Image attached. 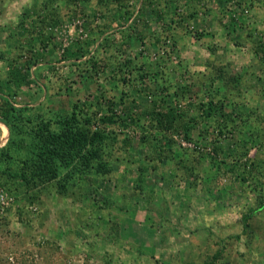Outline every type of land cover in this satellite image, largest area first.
<instances>
[{"label": "rangeland", "instance_id": "374dc122", "mask_svg": "<svg viewBox=\"0 0 264 264\" xmlns=\"http://www.w3.org/2000/svg\"><path fill=\"white\" fill-rule=\"evenodd\" d=\"M40 1L42 0H0V27L5 29L4 25L8 21L15 22L21 18L28 26L30 21L32 23L33 14L40 12ZM150 2L153 7H161L163 11L167 8L172 11L176 7L179 13L183 12L182 0ZM219 2L223 4L222 0ZM224 2L221 14L219 13V18L224 23L220 29L211 23L207 31L203 30V26H198L199 20H195L197 23L187 24L190 33L178 27L164 31V24H156L154 19H150L147 30L138 22L128 41L125 44L117 42L114 50L110 48L106 54L99 51L102 35L97 29L102 23L99 16L101 14L94 11L91 5L84 10L76 6L82 11L78 15H67L57 24H49L44 30H40L44 33L37 39L38 46L35 41V50L41 54V61L45 63L43 67L48 69V77L47 74L44 76L48 80L46 89L35 85L30 87V100L37 97L45 99L35 108L26 106L28 115L39 114L42 119L47 117L54 121L67 116L75 104L84 113L90 115L96 112L98 117L105 111L107 100L113 98L112 100L118 101L121 95L123 98L126 95L124 99L134 105L133 112L140 119L136 126L123 131L126 135L135 136L132 137L133 146L130 149H135L138 157L149 153L154 155L155 149H164L166 152L164 140L171 137L175 146L172 153L166 154H173L176 160L161 161L163 166L160 172H157L160 167L155 162L156 169L150 172L140 193L134 186L136 163H131L130 170L122 176L110 174L111 177L104 180L94 177L83 179L76 184L70 195L77 201H84V208L75 206L71 209L72 213H69L68 202V213H60L58 210L57 205L60 206V203L51 195L55 190V182L48 184L40 192L39 203L31 202L29 195H23L22 188L12 191L13 184L4 185L12 201L0 213V264H184L187 260L203 263L206 255L209 261L213 254H217V258L211 260V264H264V205L246 220L247 226L244 227L241 220L248 209L254 207L257 199L261 197L263 200L264 175H258L254 171L255 177L245 182L240 180L244 160L252 159L254 163L264 165V129L261 128L264 127V56L256 55L255 52L256 44L260 41L264 43V0L244 5L240 3L239 8L232 4V0ZM91 3L95 4V0ZM212 4L214 3L211 2L210 6ZM227 7L233 11L231 17L226 15ZM244 7L248 8V13H244ZM201 8L203 12L207 10L204 5ZM76 20L81 22L82 33L74 25ZM5 33L6 37L0 34L2 52L12 44H3L7 38V31ZM154 33L160 35L159 42L147 43L145 38ZM230 34L232 38L229 37ZM184 36L204 40H197L194 42L195 46H191L192 44L186 43L187 39L181 41ZM116 37L119 38V34ZM198 41L201 42L196 44ZM126 44L130 45L127 47ZM78 45L84 46L89 52L78 56L75 49L80 48ZM71 49L75 51L71 53ZM188 49L202 50L207 54L203 56L200 53L199 56L187 58ZM92 56L99 63L98 72L89 63ZM123 58L145 64L147 78H152V82L146 79L144 85L149 90H140L143 85L134 89L132 85L126 87L118 84L119 88H114L116 81L112 78L115 75L112 65ZM193 60L199 62L203 72L201 68L191 67L187 71ZM221 65H224L225 71L217 73L215 69ZM189 71L187 76L185 72ZM181 81L189 87V92L183 95L181 101L184 108L193 105L189 110L186 109L191 115L198 113L204 116L202 111L198 112L193 107L210 97L216 101L224 96V105L228 109L234 102L233 129L224 131L223 136L219 137L215 131L217 126L213 124V129L209 119H206L207 123L198 124L190 133V141L192 144L196 143L195 148L178 144L179 136L183 137L181 133L161 138L156 132L150 134L149 140L145 142L146 146H139L137 137L142 132L137 126L145 125L147 117L144 113L150 109L153 100L170 96L172 91L180 92L177 85H181ZM116 106L117 111L123 107L118 104ZM250 109L255 112L246 114ZM241 117H247L248 123H239ZM51 128L55 130L58 126L53 122ZM114 129L121 133L120 128ZM199 129L204 131L201 135L205 133V137L196 136ZM121 135L118 134V137L121 138ZM216 138L222 147V153L210 160L211 145ZM245 149L248 150L246 157L240 156L238 164L234 162L237 167L227 172L225 162L232 159L238 161L237 155ZM113 156L120 157V153L114 152ZM124 158L131 157L125 155ZM188 170L193 171L189 174ZM30 196L32 197L31 192ZM105 197L113 199V204H105ZM152 199L154 200L151 201ZM154 203L158 205L157 210ZM161 208L165 211L163 216L154 217L153 213H158L159 209L163 212ZM109 210L110 213H124L122 221L117 220L120 222V232L116 233L120 237L118 244H113L112 238L107 239L100 229L104 225L103 221H106L103 213ZM143 213H146V218ZM112 220L110 217L108 222ZM132 222L136 228L135 236L127 230ZM68 235L71 237L67 239ZM102 240L105 241L104 244ZM72 241L75 248H70ZM130 243L134 246L129 247ZM86 245L89 246L88 249ZM109 250L112 258L111 255L107 257Z\"/></svg>", "mask_w": 264, "mask_h": 264}, {"label": "trees", "instance_id": "16d2710c", "mask_svg": "<svg viewBox=\"0 0 264 264\" xmlns=\"http://www.w3.org/2000/svg\"><path fill=\"white\" fill-rule=\"evenodd\" d=\"M91 1L42 0L40 1L41 3H38L40 12L33 14L32 23L30 21L27 26L22 18L18 20L15 27L17 33L14 35L10 34L13 36V50H9L14 55L7 60L10 72L7 74L11 80H14L13 85L15 87L20 85L29 87L31 84L35 85L37 83L36 76L31 77L30 68L41 61V54L35 50V47L38 46V37L44 33V31L40 30H44L49 24H57L61 18L67 15H78L82 12L80 9L84 10L88 5H91L94 11H99L101 14L99 15L100 19H104V22L97 29L102 35L99 51L103 54H106L110 48L113 49L118 44H125L130 38V33L137 28L135 25L138 22L147 30L150 27V19H154L153 21L156 24H164L166 26V29H163L164 31L178 27L190 33L187 29V20L192 17L193 13H190V15L189 13H179L176 7L172 11H163L161 7H153L150 0H95V4L91 3ZM154 1L157 2V0ZM59 3H62V5L60 6ZM138 4L139 6L137 7ZM76 6H79L80 9L76 8ZM117 34H119L120 39L116 37ZM159 36L154 33L144 38L147 43L151 44L150 41L159 42ZM117 42L119 43L117 44ZM263 44V41L258 42L255 50L256 55L260 54L261 57L264 56ZM126 45L128 47L130 44ZM80 48H75L80 54L78 56L89 52L84 46ZM74 51V49H71L70 52L73 53ZM146 58L147 56H145ZM96 60L92 56L89 59V63H91L92 69L98 72L99 63ZM144 66L145 64H137L132 59L127 58L116 62L115 65H112L115 72L112 78H115L116 81L114 88L118 89V84H124L126 87L132 85L134 89L143 85L140 90H149L144 85L147 80L152 82V78H147L148 72L144 69ZM223 66H218V69H215L217 73L225 71ZM182 74L184 73L182 72ZM1 83L0 81V88ZM134 84L136 85L134 86ZM180 84L177 85L181 90L180 92L172 91L170 96L165 95L153 100L150 109L144 113V116L147 117L145 125L137 126V129L142 132V135L139 138L137 137L139 146L142 144L146 146L145 142L149 140V136L153 132L158 133L161 138L166 137L168 134L176 135L181 133L185 140L191 142L190 133L193 128H197L198 124L202 122L207 123L209 121L213 129L212 125L215 124L217 126L215 131L219 137L223 136L224 131H228L233 127L232 122L235 119L232 115L235 113L234 107L236 106L234 102L230 104L228 109L224 105V96L222 97L223 99L219 98L216 101L210 97L207 101L200 102L198 106L195 105L193 107L197 108L198 112L202 111L204 116L198 115V113L191 115L186 109L189 110L193 105L184 108V104L181 101L183 95L189 92V87L182 81ZM1 95L0 91V122L8 127L9 135L5 145L0 147V186L4 188V185L13 184L14 188L12 191H18L22 188L23 195H29L31 202L37 201L39 203L38 195L52 182H55L56 192L63 194L69 192V194H72L73 188L83 179L87 180L90 177H94L104 180L114 171L111 163L123 160L132 164L136 163L137 175L134 186L135 189H141L146 178L151 174L150 172L156 169L154 166L155 162L163 166L161 161L170 159L173 162L175 159L173 154L171 156L168 154L172 153V148L175 146L173 139H170L171 137H166L169 139L164 140L167 154L164 149H155L156 151L153 150L154 155L149 153L138 157L135 154V149H130L133 146L132 137L135 136L126 135L123 131L133 127V125L136 126L140 119L133 112L134 105L124 99L127 97L126 95H124V98L121 95L118 101L112 100L113 98L107 100L105 111L100 113L98 117H96V112H92L89 115L84 113L82 108L80 110L79 108L77 109V106L73 104L67 116L54 121L47 118L42 119L39 114L30 116L27 114L28 108L26 106L15 107L12 105V101ZM170 97L172 98L167 101ZM116 104L123 106L121 110H116ZM225 109L229 111H225ZM251 112H255V110L250 109V112L246 114ZM37 117L38 119H36ZM206 119L209 120L206 121ZM247 121V117L246 119L244 117L239 119V123H243L242 125L247 124ZM53 122L58 126L55 130L51 128ZM114 128H120L121 133H117ZM261 128L264 129V127ZM202 132L204 131L199 129L196 136L205 137V133L201 135ZM252 132L256 133V130L252 129ZM118 134H122L121 138L118 137ZM216 140L217 138L215 143L211 145L210 160L220 156L222 153V147ZM193 150L202 152L196 149ZM114 152L120 153V157H114ZM242 152L237 155L238 161L232 159L230 162H225L224 166L227 172H231L237 167H235L234 162L238 164L241 160L239 157H246L248 150L245 149ZM200 154L202 157L203 154ZM125 155L131 158L125 159ZM221 162L223 163L224 161ZM242 165L245 167L242 166L243 168H241L243 173L240 176V180L242 182L252 178L254 171L258 175H264V165L260 166L257 162L254 163L252 159L244 160ZM219 169L220 167H218ZM192 171L188 170L189 174ZM263 205L264 198L262 200L260 197L256 200L254 207L248 209L247 214L243 215L241 219L244 227L247 226L246 220L250 218L251 214L253 215ZM185 239L187 238L185 237ZM216 256L217 254H213L208 261V256L206 255L203 263L187 260L184 264H211V260H215Z\"/></svg>", "mask_w": 264, "mask_h": 264}, {"label": "crops", "instance_id": "0c3cea01", "mask_svg": "<svg viewBox=\"0 0 264 264\" xmlns=\"http://www.w3.org/2000/svg\"><path fill=\"white\" fill-rule=\"evenodd\" d=\"M182 1H183V7H185V9H186V10H183L184 8L182 7V9H181L183 11L182 13H185L188 10L189 11V15H190V13H192V11L194 12L192 14V17L187 20V24L195 23L196 22L195 20H199V25L198 26H203V30H206V31L208 30V27L211 26V23L213 24V26L216 25L215 27L219 28V29H220V26H223L224 23L221 20V18H219V15L221 14L220 11L224 7V5H223V4H225L224 1H227V0H222L223 4H222V2H219L220 0L217 1V2L215 0H182ZM211 2L214 3L215 6H214V4H212V6H210ZM139 4L137 5V7L139 6ZM203 5L206 6V9H207L204 12H203V9L201 8V6H203ZM169 7H171V5H169ZM191 8H193L194 10L191 9ZM198 9H200V10L198 11ZM201 9H202V11H201ZM251 9H252V7H251ZM165 10L167 11V10H169V8H167ZM196 10H197V13H196ZM232 14H233L232 9L230 8V10H229V8L227 7L226 15L227 16L229 15L231 17ZM202 15H203V17H201ZM3 20H4V22H6L5 19H2V21ZM101 20H102L101 22L103 23L104 19H101ZM17 23H18V20H15V22L14 21H8L4 25L5 29L0 27V34H4L3 36L6 37L5 31H7V38L5 39V42L3 44H6V42L7 43H11L12 42L13 36L10 35V34L14 35L15 33H17V29L15 28ZM229 37L232 38L231 34L229 35ZM186 39H187L186 43H189V45L192 44L191 46H195V44H194L195 41L201 40L199 38H194L193 36H189L188 38H186V36H184L181 39V41H185ZM202 40H204V38H202ZM205 40H207V38ZM201 41L196 42V44L201 42ZM2 48H0V49H2ZM9 49L13 50L12 49V44H11V47L9 46L8 49H5L6 51H3V52L0 51V81L2 82L1 83V88H0V91H1V94H2L1 96L6 98V99H8V100H10V101H12V105H14L15 107L28 106V107L35 108V106H38V104L41 103L45 99V97H37L36 99H34L32 101L29 98L31 96L30 87L34 86V85L31 84V86H29V87H27L25 85H20L19 87H15L13 85L14 84V80L13 79L11 80L8 77V74H7V73H10L9 70H8L9 67L7 66V64H8L7 60L9 59V57H12L14 55V53L11 52ZM188 50H189L190 53L187 52L189 54V55H186L187 58L188 57L191 58L192 55L199 56L198 54H200V53H202L203 56H206V54H207L206 52L204 53L202 50H195V51L191 50V49H188ZM4 52H7V53H4ZM44 64H45L44 62L39 61L38 63H36L35 65L31 66V68H30L31 77L36 76V78H37V83L35 84V86H39V87H41L43 89H45L47 87L45 84L47 83V80H48V78H44V76L46 74H47V77H48V69L43 67ZM198 64H199V62L193 60V63H192L193 66L191 64H189L188 67H187L188 69L185 66H184V68H186L187 71L190 70V67L192 69H200L201 68L200 70H201V72H203L204 69L202 68V66H199ZM185 73H187V76H189L188 73H190V71L189 72H185ZM177 74H178V72H177ZM9 95H11V96H9ZM3 127H5V129H6V132H7L6 136L2 135V128ZM8 135H9L8 127L5 124H3L2 122H0V147H3L5 145V143H6L7 139H8ZM130 164L131 163L126 162V161L112 162L111 165H112V168H113L114 171H113V173L111 175L115 174L117 176H122L124 172H128L130 170L129 169L130 168ZM158 167H160V168H158L157 172H160V169H162V166L158 165ZM111 175H109V177H111ZM135 178H134V181H135ZM136 190L140 193V191L142 190V187H141V189H136ZM136 190L134 189L135 192H136ZM51 195H53L52 197L54 199H57L59 201L60 206L59 205H57V206H58V210L61 211L60 213H62V212L68 213V209L66 210L67 202L70 205L69 206V213H72L71 209L74 208L75 206L77 208H79V207L84 208L83 207V205L85 204L84 201L80 202V201L75 200L74 197H72L69 194V192L67 194H63V193H58V192H56L54 190ZM105 198H106L104 200L105 204H107V205H112L113 204V199H110L109 197H105ZM153 200L154 199H152L151 201H153ZM155 202H156V200H155ZM107 205H105V206H107ZM157 206L158 205L155 206V210H157ZM161 210H162V208H161ZM77 211H78V209H77ZM110 211L111 210L107 211V213H103V217L106 219V221L105 222L103 221L104 225L100 229L103 230L102 232L107 237V239L108 238L109 239L112 238L113 242L112 241L111 242L113 244L114 243L118 244V241H119L120 237H117L118 234H116V233L120 232L119 223L122 221L124 213H110ZM164 212L165 211L160 212V209H159L158 213H153V214H154V217L158 218V217H162L163 216L162 213H164ZM143 214H144V217L146 218L147 217L146 213H143ZM139 215H140V213H138V217H139ZM110 217H112L113 220L108 222ZM118 219H120V222L117 221ZM127 230L129 231V233L132 236H135L136 228L134 227L133 222L130 224V226H128ZM95 231L98 232L97 230H95ZM170 232H171V229H170ZM91 235H92V233H91ZM68 236L69 237H66L67 239L71 237V235H68ZM72 237H74V236L72 235ZM67 239H65V241H64L65 243H66ZM104 240H102L103 241L102 244L105 243ZM73 243H74L73 241L70 242V248H71V246H73L74 248L76 247L75 245H73ZM113 244H112V246H113ZM131 246H134V245L130 243L129 247H131ZM86 248L88 249L89 246L86 245ZM161 248L165 249V247H161ZM107 254H108L107 257H110V255H111V258L113 257V255H112L110 250L108 251Z\"/></svg>", "mask_w": 264, "mask_h": 264}, {"label": "built area", "instance_id": "2783aa9c", "mask_svg": "<svg viewBox=\"0 0 264 264\" xmlns=\"http://www.w3.org/2000/svg\"><path fill=\"white\" fill-rule=\"evenodd\" d=\"M252 1L255 0H237V1H233L232 0V4L236 7H240V3L244 4H248ZM244 13H248L249 10L248 8L244 7ZM74 25L77 26V30L79 31V33H82V29H81V22L76 20ZM85 36V35H84ZM178 144L186 147V148H195V145L192 144L191 142L185 140L182 136H179L178 140H177ZM193 146V147H192ZM12 201V197H10L7 193V191L0 186V213L3 211L4 208H7L8 205L10 204V202Z\"/></svg>", "mask_w": 264, "mask_h": 264}, {"label": "bare ground", "instance_id": "6f19581e", "mask_svg": "<svg viewBox=\"0 0 264 264\" xmlns=\"http://www.w3.org/2000/svg\"><path fill=\"white\" fill-rule=\"evenodd\" d=\"M2 126V125H1ZM7 132H6V129H5V127H3L2 128V135H4V134H6Z\"/></svg>", "mask_w": 264, "mask_h": 264}]
</instances>
